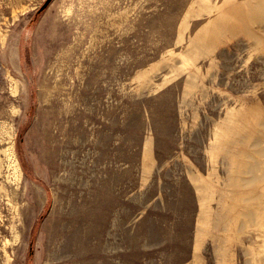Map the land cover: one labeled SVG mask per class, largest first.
I'll return each mask as SVG.
<instances>
[{
    "label": "rangeland",
    "instance_id": "rangeland-1",
    "mask_svg": "<svg viewBox=\"0 0 264 264\" xmlns=\"http://www.w3.org/2000/svg\"><path fill=\"white\" fill-rule=\"evenodd\" d=\"M45 2L0 0V264H264V0Z\"/></svg>",
    "mask_w": 264,
    "mask_h": 264
},
{
    "label": "water",
    "instance_id": "water-1",
    "mask_svg": "<svg viewBox=\"0 0 264 264\" xmlns=\"http://www.w3.org/2000/svg\"><path fill=\"white\" fill-rule=\"evenodd\" d=\"M51 0H46V2L42 5L40 9H44L47 7V5L50 3Z\"/></svg>",
    "mask_w": 264,
    "mask_h": 264
},
{
    "label": "bare ground",
    "instance_id": "bare-ground-1",
    "mask_svg": "<svg viewBox=\"0 0 264 264\" xmlns=\"http://www.w3.org/2000/svg\"><path fill=\"white\" fill-rule=\"evenodd\" d=\"M15 158H16V157H15ZM16 163H17V162H16ZM18 219H20V218H18ZM18 219H17V220H18ZM14 226H15V225H14ZM14 226H13V227H14ZM15 227H16V226H15ZM15 229H16V228H15ZM14 232H15V230H14ZM18 232H19V231H18ZM14 234H16V233H14ZM1 236H2V235H1ZM17 236H18V238H19V235H17ZM2 237H3V236H2ZM5 242H6V241H5ZM13 243H14V242H13ZM4 245H5V244H4ZM6 251H7V250H6ZM7 253H8V252H7ZM6 255H7V254H6ZM8 255L10 256V253H9ZM7 257H8V256H7ZM8 258H9V257H8ZM10 258H11V257H10ZM6 261H7V260H6ZM5 264H6V263H5ZM7 264H8V263H7Z\"/></svg>",
    "mask_w": 264,
    "mask_h": 264
}]
</instances>
